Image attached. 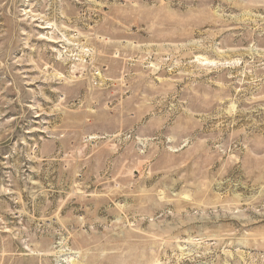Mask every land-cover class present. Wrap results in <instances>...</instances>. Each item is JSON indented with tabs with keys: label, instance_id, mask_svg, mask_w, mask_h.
Segmentation results:
<instances>
[{
	"label": "rangeland",
	"instance_id": "374dc122",
	"mask_svg": "<svg viewBox=\"0 0 264 264\" xmlns=\"http://www.w3.org/2000/svg\"><path fill=\"white\" fill-rule=\"evenodd\" d=\"M0 264H264V0H0Z\"/></svg>",
	"mask_w": 264,
	"mask_h": 264
}]
</instances>
